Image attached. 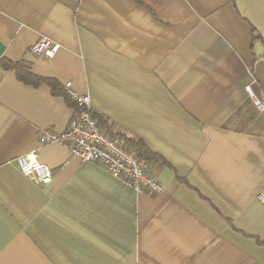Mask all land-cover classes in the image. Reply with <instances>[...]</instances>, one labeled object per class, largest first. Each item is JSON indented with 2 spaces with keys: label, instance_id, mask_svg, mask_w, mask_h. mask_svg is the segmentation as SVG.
<instances>
[{
  "label": "crops",
  "instance_id": "1",
  "mask_svg": "<svg viewBox=\"0 0 264 264\" xmlns=\"http://www.w3.org/2000/svg\"><path fill=\"white\" fill-rule=\"evenodd\" d=\"M40 37L59 43L52 58L28 50ZM0 41L140 138L163 186L135 193L39 144L76 106L0 64V264H264V137L246 90L264 100V0H0ZM32 149L50 183L18 170Z\"/></svg>",
  "mask_w": 264,
  "mask_h": 264
},
{
  "label": "built area",
  "instance_id": "2",
  "mask_svg": "<svg viewBox=\"0 0 264 264\" xmlns=\"http://www.w3.org/2000/svg\"><path fill=\"white\" fill-rule=\"evenodd\" d=\"M59 43L47 37H40L29 47L35 55L52 58L59 49ZM264 63V51L259 56ZM63 89L75 105L76 110L69 119L66 128L56 132L49 128L37 131V142L45 144L59 142L69 151L70 155L83 162H96L111 176L135 193H160L163 186L157 181L149 169V161L139 157L136 151L128 146L127 141L119 133L114 132L93 115L89 95L78 94L67 81ZM248 98L262 119V136L264 137V100L246 86ZM21 174L35 183L47 184L52 181V171L37 159L36 149L23 153L15 159ZM255 197L264 204V183L256 192Z\"/></svg>",
  "mask_w": 264,
  "mask_h": 264
},
{
  "label": "trees",
  "instance_id": "3",
  "mask_svg": "<svg viewBox=\"0 0 264 264\" xmlns=\"http://www.w3.org/2000/svg\"><path fill=\"white\" fill-rule=\"evenodd\" d=\"M0 64L6 69L13 70L17 78L25 83H29L33 85H39L41 83H46L47 85H49L51 91L54 94L64 95L68 103L76 106L72 101L70 102V99L68 98L65 91L63 90V87L59 85V83L56 80L49 78V77H42V76L34 74L31 71V68L27 62L20 61V60L11 61L7 59L5 56H1ZM93 115L97 117L99 122L105 124L107 128L110 129V123L105 116H103L101 113H98L97 111H93ZM122 137L125 138V140L128 143V146L133 148L139 157L145 158L149 161L157 159V155L153 153L152 151H150L140 138L127 136L125 134H123Z\"/></svg>",
  "mask_w": 264,
  "mask_h": 264
},
{
  "label": "water",
  "instance_id": "4",
  "mask_svg": "<svg viewBox=\"0 0 264 264\" xmlns=\"http://www.w3.org/2000/svg\"><path fill=\"white\" fill-rule=\"evenodd\" d=\"M5 45L0 41V57L4 51Z\"/></svg>",
  "mask_w": 264,
  "mask_h": 264
}]
</instances>
